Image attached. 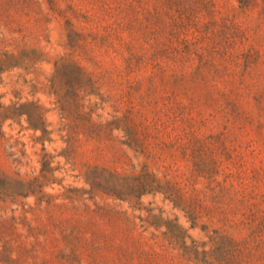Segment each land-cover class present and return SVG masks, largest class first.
<instances>
[{
    "label": "rangeland",
    "instance_id": "1",
    "mask_svg": "<svg viewBox=\"0 0 264 264\" xmlns=\"http://www.w3.org/2000/svg\"><path fill=\"white\" fill-rule=\"evenodd\" d=\"M0 264H264V0H0Z\"/></svg>",
    "mask_w": 264,
    "mask_h": 264
}]
</instances>
